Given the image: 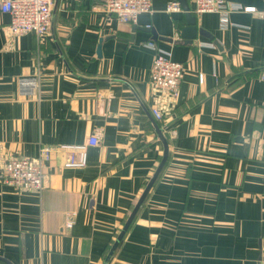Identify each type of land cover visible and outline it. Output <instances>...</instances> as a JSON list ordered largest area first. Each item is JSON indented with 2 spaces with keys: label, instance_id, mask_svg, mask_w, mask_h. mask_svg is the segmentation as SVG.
Here are the masks:
<instances>
[{
  "label": "crops",
  "instance_id": "crops-1",
  "mask_svg": "<svg viewBox=\"0 0 264 264\" xmlns=\"http://www.w3.org/2000/svg\"><path fill=\"white\" fill-rule=\"evenodd\" d=\"M170 1L126 23L101 0H53L44 40L8 34L0 11V160L51 150L40 191L0 182V264H264V0H229L257 11L225 28L195 15L211 38L190 43ZM149 41L183 64L163 120ZM60 145H84V165Z\"/></svg>",
  "mask_w": 264,
  "mask_h": 264
},
{
  "label": "built area",
  "instance_id": "built-area-1",
  "mask_svg": "<svg viewBox=\"0 0 264 264\" xmlns=\"http://www.w3.org/2000/svg\"><path fill=\"white\" fill-rule=\"evenodd\" d=\"M101 10L109 18L119 22L134 23L140 13L152 11V0H101ZM53 0H0V11L9 14L6 32L10 35L32 33L37 39L44 40L52 30ZM190 11L194 15L204 12L218 14L222 27L230 25L229 15L233 12H256L253 6H245L229 0H192ZM167 12L179 11L177 0L170 1L165 9ZM264 17V12L257 11ZM147 44L153 48L154 56L150 68L149 84L152 95L151 115L156 120H163L173 110L178 95L179 85L183 76V64L173 60L169 51L156 47L152 42ZM260 78L264 81V72ZM199 79L201 77L199 76ZM31 88L35 82L30 81ZM25 81H22V84ZM264 107V93L261 100ZM97 136H89L88 145H96ZM76 149L69 155L67 166H83L84 145H60ZM50 148L43 147L36 156H8L0 160V182L12 186L18 191L37 190L43 188V169L49 159ZM78 152V154H77ZM71 214H67L66 224H71Z\"/></svg>",
  "mask_w": 264,
  "mask_h": 264
},
{
  "label": "water",
  "instance_id": "water-1",
  "mask_svg": "<svg viewBox=\"0 0 264 264\" xmlns=\"http://www.w3.org/2000/svg\"><path fill=\"white\" fill-rule=\"evenodd\" d=\"M177 1H178L179 5H180L181 9L184 12V16H185V20H186V26L181 31V37L186 39V41L188 43H190L192 41V39H194L196 37L197 33L200 34V35L207 36L208 38H211V35L208 32H205L203 29L196 27V16L190 11V6L188 4V0H177ZM132 28L134 29V27H132ZM160 168H161V164L157 167L153 178L149 181V183L144 188V190H143V192H142L137 204L134 206V209L132 210L130 216L126 220V222H125V224H124V226L122 228V231L118 235V238L121 237L123 231L127 228L128 224L131 221V218H132L133 214L135 213V211L138 208L139 204L141 203V201L145 197L146 193L148 192V190H149L154 178L158 174Z\"/></svg>",
  "mask_w": 264,
  "mask_h": 264
}]
</instances>
